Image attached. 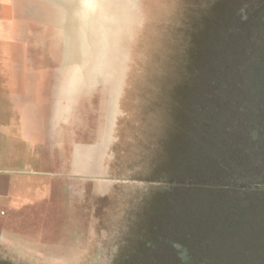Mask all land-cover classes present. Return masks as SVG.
<instances>
[{"label":"rangeland","instance_id":"rangeland-1","mask_svg":"<svg viewBox=\"0 0 264 264\" xmlns=\"http://www.w3.org/2000/svg\"><path fill=\"white\" fill-rule=\"evenodd\" d=\"M54 1L0 0V253L20 264H117L135 241H148L124 258L128 264H146L159 255L154 250L164 240V223L172 228L181 223L191 235L198 221L208 219L210 226L215 211L207 207L214 206L213 200L205 202L201 191L192 193L196 202L185 201V206L172 210L164 191L154 195L148 190L164 175L150 153L162 137L148 121L153 106L147 101L166 60L174 66L180 60L176 49H186L189 59L198 39V51L211 55L215 49L212 31L217 25L205 18L204 6L210 0H141L142 23L128 44L116 126L100 166L89 170L81 162L80 148L103 144L107 138V91L96 87L67 96L70 72L64 65L61 11ZM226 2L232 5L228 14L224 4L215 8L220 23L230 15L238 21L243 6L253 10L249 23L264 20V0ZM67 32L66 27L64 40L69 45ZM220 32L224 34H213ZM243 32L233 28L231 34H252ZM252 35L257 38L259 30ZM259 52L264 59V47ZM260 70L254 83L264 92V67ZM259 99L264 101V94ZM200 131L208 137L209 130ZM197 139L183 157V165L192 170L199 166L194 152L211 149ZM149 158L154 161L146 162ZM169 174L172 183L183 181L176 171ZM243 213L247 214L238 212L231 224L240 228L234 238L218 232L221 244L211 254L215 263L264 264V214L253 206ZM181 241L186 243L177 238L173 243L178 248Z\"/></svg>","mask_w":264,"mask_h":264},{"label":"trees","instance_id":"trees-1","mask_svg":"<svg viewBox=\"0 0 264 264\" xmlns=\"http://www.w3.org/2000/svg\"><path fill=\"white\" fill-rule=\"evenodd\" d=\"M230 17L214 28V32L220 30L226 35L212 33L215 49L211 55L202 50L197 57L195 73L196 78H200L201 89L196 92L200 97L193 100L197 110L192 108V98L190 101L188 96L185 97V108L189 106L186 111L195 114L193 121L198 122L193 123L191 128L195 134L193 137H198V143L202 140L211 147L194 152L198 165L206 163V168L198 166L192 170L184 163L175 170V175L183 178L182 187L171 189L170 194L166 192L164 196L173 210L178 204L185 206V201L196 202L192 193L204 192L205 202L213 200L214 206H207L209 210L215 209L211 213L213 219L210 218V226L207 225L208 219L198 221L191 235L184 232L186 228H182L181 223L176 228L164 223V240L154 250L159 255L154 253L155 256L146 264H217L212 261L211 254L221 244L216 238L218 232L225 233L226 239L234 238L240 228L231 224H235L236 216L246 215L243 212H247L250 206L264 214V101L259 99L264 92L254 83L258 71L262 68V73L264 67V59L258 56L261 53L259 49L264 47V20L241 23ZM233 28L245 34L249 31L256 34L259 30L260 35L256 38L246 34L239 38L237 34H231ZM191 91L188 89L187 94ZM207 92L214 97L210 102L206 101ZM243 97L247 98L244 100ZM191 114L189 116H193ZM196 130L199 131L196 133ZM200 130H209L210 135L207 132L206 137V133ZM185 153V150L178 153L179 158ZM186 180L189 182L186 183ZM202 182L207 183L203 188ZM208 185V191L204 190ZM238 212L240 214L236 215ZM212 221L217 225H213ZM175 238L186 243L181 241L177 248L173 243ZM209 238L211 242H208ZM149 243L144 242L145 245ZM160 259L163 261L160 262Z\"/></svg>","mask_w":264,"mask_h":264},{"label":"water","instance_id":"water-1","mask_svg":"<svg viewBox=\"0 0 264 264\" xmlns=\"http://www.w3.org/2000/svg\"><path fill=\"white\" fill-rule=\"evenodd\" d=\"M226 1L210 0V4L204 6L208 10L205 18L208 19L210 24L218 25L220 23L215 13L216 6L224 4L225 8H228L226 13L228 14L231 11L232 5L226 4ZM53 3L60 8L62 17L64 65L66 70L70 72L67 96L72 98L80 91L84 92L96 87L105 88L107 91V101L105 102L108 118L107 138L103 141V144L99 142L96 146H82L80 148L81 162L89 170L92 165L100 166L103 154L110 142L108 139L116 126L118 104L124 87L129 57L128 44L133 39L136 29L142 23L141 0H57ZM261 6L260 3L259 5L255 4L253 9L256 12ZM252 13L253 10L250 13L248 7L243 6L240 10L241 18L238 21L247 23ZM66 27L67 35L70 38L69 45L64 40ZM203 33L204 29L200 35L202 36ZM203 38L201 37L202 40ZM198 45L199 39L192 59L190 57L191 60L185 55L187 53L186 49H176L180 60L178 59L176 66L173 65L170 58L166 60V64L164 63L158 76H156L158 79L156 78L157 82L155 90L151 94L152 98L147 101L150 106H153L148 121L152 120L153 129L158 130L162 137L161 144L150 151L151 156L156 161L150 158L146 161H154V165L157 164L160 167L159 171L164 175V179H161L156 187H148L149 192H154V195L157 192L164 191V196H166V192H170L174 188H180L183 185L175 183V181L172 183L169 173L183 165V157L179 158L178 153L184 150L186 152L193 150L190 143L195 134L191 128L193 123L198 122L193 121L196 118L195 114L186 111L189 106L185 108V102H187L185 97L188 96L189 100L192 98V101L190 100L192 108L197 110L196 102L193 100L200 97L196 92L201 90L200 78H196L195 73L197 71L195 68L196 60L199 52H201V50H197ZM72 57L74 59H71ZM189 61L192 62L187 65ZM75 81L76 83H74ZM188 89L192 90L189 95L187 94ZM209 97L213 98L207 92V98ZM187 112L193 116H189L190 114L188 115ZM165 162L168 163L167 167H162ZM87 177L95 179L93 175H87ZM143 184L147 185L146 182H143ZM160 202L158 201L159 207ZM143 244L144 242L138 243V241H135V244L131 245V248L129 247V252L125 253L117 264H128L124 258L129 257L131 252H135Z\"/></svg>","mask_w":264,"mask_h":264},{"label":"flooded vegetation","instance_id":"flooded-vegetation-1","mask_svg":"<svg viewBox=\"0 0 264 264\" xmlns=\"http://www.w3.org/2000/svg\"><path fill=\"white\" fill-rule=\"evenodd\" d=\"M0 264H20V261L13 257L0 255Z\"/></svg>","mask_w":264,"mask_h":264},{"label":"crops","instance_id":"crops-1","mask_svg":"<svg viewBox=\"0 0 264 264\" xmlns=\"http://www.w3.org/2000/svg\"><path fill=\"white\" fill-rule=\"evenodd\" d=\"M42 118H44V113H43V111H41L40 120H41ZM40 128H41V130H43L41 126H40Z\"/></svg>","mask_w":264,"mask_h":264},{"label":"bare ground","instance_id":"bare-ground-1","mask_svg":"<svg viewBox=\"0 0 264 264\" xmlns=\"http://www.w3.org/2000/svg\"><path fill=\"white\" fill-rule=\"evenodd\" d=\"M69 6V5H68ZM70 7V6H69Z\"/></svg>","mask_w":264,"mask_h":264}]
</instances>
